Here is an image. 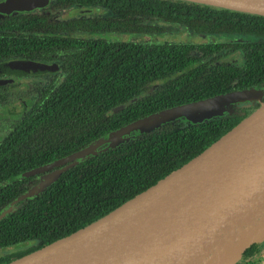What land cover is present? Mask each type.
Here are the masks:
<instances>
[{"label":"trees","instance_id":"16d2710c","mask_svg":"<svg viewBox=\"0 0 264 264\" xmlns=\"http://www.w3.org/2000/svg\"><path fill=\"white\" fill-rule=\"evenodd\" d=\"M74 2L105 3L108 19L63 22L41 13L0 19V62L30 58L33 39L38 40L37 55L43 59L51 53L60 55L63 46L66 52L69 45L76 50L62 57L66 60L48 79L0 82V212L11 205L0 217V249L27 245L0 254V264L116 208L193 158L259 106H242L196 123L165 122L148 132H134L114 146L104 142L95 154L60 166L64 170L40 191L19 198L38 182L37 174L15 177L26 170L163 108L264 82L262 15L187 0H51V7ZM170 24L195 35L239 37L199 43L157 40ZM82 30L125 37H99L95 46H80L73 33ZM127 35L146 38L135 42ZM223 51H236L240 61L221 60ZM33 91L36 99H31ZM16 101L22 109L9 115L5 109ZM262 244L248 247L236 264H258Z\"/></svg>","mask_w":264,"mask_h":264},{"label":"water","instance_id":"95a60500","mask_svg":"<svg viewBox=\"0 0 264 264\" xmlns=\"http://www.w3.org/2000/svg\"><path fill=\"white\" fill-rule=\"evenodd\" d=\"M28 1L33 0H0V14L29 7ZM187 1L264 16V0ZM52 67L10 59L0 62V74H32ZM260 92L229 91L133 120L105 138L16 175L41 174L19 198L40 191L64 170L60 166L95 154L104 142L114 146L126 141L130 132H148L178 116L200 122L220 115L233 101L251 100ZM10 209L8 205L1 210L0 217ZM263 241L264 101H260L204 150L151 186L76 231L4 264H236L248 247Z\"/></svg>","mask_w":264,"mask_h":264},{"label":"flooded vegetation","instance_id":"af4514ba","mask_svg":"<svg viewBox=\"0 0 264 264\" xmlns=\"http://www.w3.org/2000/svg\"><path fill=\"white\" fill-rule=\"evenodd\" d=\"M107 12H108V8L106 7L105 3L89 4V3L74 2V3H70V4H64V5H62V7L58 8V7H54V6L51 7V2H50L46 6H43L41 8L39 7V8H36L34 10H31V11H11L7 14H0V19L4 18V17H9L11 15H17V14H23V13H30V14L41 13L40 15L42 17H44L45 14L51 15L49 17V19L54 18L57 21L60 20L63 22H67L71 19H77V18H78V20L85 21V20L95 19V18L96 19H100V18L101 19H108L107 15H106ZM57 33L62 35V32H57ZM165 33H167V36H164L162 38L159 36H156V38H159V39L161 38V39L168 40V41H172V40H174V38H181L182 40L188 41L190 35H192V33L189 31V29H187L184 26L179 25V24H170V25L166 26ZM36 34L45 35L46 33L43 31H38ZM51 34L56 36L53 33H51ZM73 34L78 36L79 40L76 43L80 46H82V44L83 45H85V44L89 45V43H93L95 46L98 39H100V38L111 40L113 38L122 39L125 37L124 35H120V34H116V33H112V32L104 33V32H99V31H84V30H82L81 32H75ZM73 34H71V35H73ZM126 37L128 39H131L132 41H135V42L145 40V38H146V37L141 36V35H127ZM37 41L38 40H35V39L32 40L31 48H30V51L32 50V54H31V57L28 58L27 60L34 61V62L39 63V64L51 65V66H53L52 70L45 71V72H37V73H32V74H24V75L0 74V81L2 80L1 82H3V80H7V82L8 81H14V80H16V81L27 80V81L31 82L32 80L38 81L41 79H48L50 77L49 74H51L52 72H55V71H59V68L62 66V60H64V61L66 60V59H62V57L64 58L65 54L70 55V54L76 53V50L74 49L73 46H71V45L67 46V49H68L67 52L65 50V46H63V48L58 50V52H61L62 54L60 53V55H54L53 53L49 54L47 52V54H49V55L45 59H43L41 57H38V55H37V48L35 47L37 44ZM43 41L45 42L47 40H43ZM62 42H64V41L62 40ZM80 48H82V47H80ZM78 53L82 54L83 52L80 50V52H78ZM17 59H19V58H17ZM220 59L226 60L228 62H236V63H238V61H240L239 55H238V53H236V51H230L227 54L223 51L222 55L220 56ZM157 84H159V82H157ZM253 88L255 90H261L260 94L251 100H245L243 102L237 103L235 106H232L231 109L234 110V109L240 108L242 106H251V105H255V104H260V101H264V82H262L258 85H255L251 88H247V89H253ZM21 91L22 90H19L17 92H21ZM36 98H37V93H35L33 91V96H31V99H36ZM19 100L24 102L25 99H19ZM240 104H242V105H240ZM56 168L57 167H55L54 169H56ZM51 170H53V169H51ZM40 176H41V174H37L38 181L40 179Z\"/></svg>","mask_w":264,"mask_h":264},{"label":"rangeland","instance_id":"374dc122","mask_svg":"<svg viewBox=\"0 0 264 264\" xmlns=\"http://www.w3.org/2000/svg\"><path fill=\"white\" fill-rule=\"evenodd\" d=\"M51 2V0H33V1H28V3H29V7H27V6H22L23 8L22 9H20V10H18V11H31V10H34V9H36V8H41V7H43V6H46L47 4H49ZM163 36H167V33H165V35H162L161 36V38L163 37ZM236 36L235 35H233V34H230V33H227V34H197V35H195V34H192V35H190V37H189V39H188V41L190 42V43H199V42H205V41H209V40H216V39H224V38H226V39H234ZM237 37H239V36H237ZM236 37V38H237ZM160 38V39H161ZM157 40L159 39V38H156ZM2 81V80H1ZM0 81V82H1ZM4 81H7V80H3V82ZM10 82V81H9ZM16 90H19V89H16ZM13 91H10V93H12ZM244 97L246 96V95H243ZM250 98H248V97H246L245 99H242V100H236V101H233L229 106H227L226 107V109L220 114V115H214V116H212L211 118H213V117H217V116H221V115H223V114H225V113H229V112H231L232 111V106H235L237 103H240V102H243V101H245V100H249ZM252 99H253V97H252ZM240 105H242V104H240ZM239 106V105H238ZM8 107V109H5V110H7L8 112H9V115H10V113L11 114H19V112L21 111V109H22V105L20 104V102L19 101H16L15 103H13L12 105H8L7 106ZM4 110V111H5ZM3 115H5V113L3 112ZM208 119H210V118H208ZM174 120H182L184 123H191V122H189L188 120H186L183 116H178V117H175V119ZM174 120H172V121H174ZM204 120H206V119H204ZM135 132V131H134ZM134 132H130L127 136L129 137L130 135H132ZM262 243V242H261ZM261 243H259V244H261ZM27 245L26 244H18V245H14V246H11V247H7V248H2V249H0V254H2V253H5V252H9V251H13V250H15V249H19V248H24V247H26ZM263 254H264V245H262V248H261V252L258 254V256H257V258H259L258 259V264H263L264 263V260L262 259V256H263ZM239 262V261H238ZM237 262V263H238ZM245 264H251L250 262H246Z\"/></svg>","mask_w":264,"mask_h":264}]
</instances>
